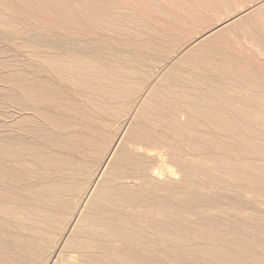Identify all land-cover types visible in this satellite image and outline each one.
Masks as SVG:
<instances>
[{
    "label": "bare ground",
    "instance_id": "obj_1",
    "mask_svg": "<svg viewBox=\"0 0 264 264\" xmlns=\"http://www.w3.org/2000/svg\"><path fill=\"white\" fill-rule=\"evenodd\" d=\"M215 2L192 0L190 6L195 7V3L200 12L216 15ZM173 3L0 0V89L8 88V95L18 99L14 114L20 125L15 138L7 126L0 143V250H15L37 264H193L198 254L208 253L200 249L199 242H203L194 232L185 230L188 222H184L185 212L181 209L188 210L191 205L180 209L175 202L183 189L193 194L191 190L200 187L202 181L211 184V180L219 183L225 178L239 179L241 166L243 189L236 187L237 181L233 186L243 191L233 189L254 201L262 196L256 189L262 185L261 177L253 174L264 172V59L250 62V71L243 70L241 57H249L254 49L245 50L250 55L239 56L240 61L235 62L234 53L232 58L227 54L231 55L237 45L239 50L236 38V43L231 39V44L221 42L227 39L225 33L240 37L241 23L231 19L214 28L201 16L199 19L209 26L204 25L201 38L195 39L190 28L201 27L199 14L200 25L189 27L187 24L196 20L197 13L195 16L191 7L185 5V9ZM164 6L167 11L175 8L174 15ZM167 16L184 22L177 23L176 18ZM249 17L252 22L257 20V16ZM260 31L264 30L258 34ZM247 36H241L242 40ZM198 57L202 58L203 63L198 61L201 66L192 64ZM227 66L237 74L226 72ZM199 71L205 76L196 77L202 74ZM229 72L236 77L229 76ZM243 81L252 94L247 92V99L240 96L237 100L239 95L231 99L233 95L226 94L233 93L231 82L241 85ZM229 83L233 90L225 93L220 85ZM79 118L87 120L81 124ZM183 118L187 119L185 123H181ZM52 134L65 137L66 143L49 140ZM100 138L106 139V146L100 144ZM184 140L198 148L181 147L179 143ZM55 149H63L70 156L78 153L97 158L95 169L85 176V187L66 185V177L47 176L45 170L72 164L70 157L65 159ZM249 184L255 188L250 189ZM66 193L77 197L71 213L73 233L62 232L57 238V231L66 223L63 221L68 211L60 207ZM206 241L209 247L211 239Z\"/></svg>",
    "mask_w": 264,
    "mask_h": 264
},
{
    "label": "rangeland",
    "instance_id": "obj_2",
    "mask_svg": "<svg viewBox=\"0 0 264 264\" xmlns=\"http://www.w3.org/2000/svg\"><path fill=\"white\" fill-rule=\"evenodd\" d=\"M166 2H167V0H165ZM169 1V0H168ZM181 1H183V0H181ZM186 0H184V2H179V0H175V1H173L172 0V3H173V5H175V6H181V7H183V6H185V5H187L188 7V9H190L189 7H191L192 8V6H190V4H191V1L189 2H185ZM216 0H214V2H215ZM218 1V0H217ZM215 2L216 3V6H217V8H218V12L219 13H217L216 15H213V14H211V12H209V11H204V12H200V11H202V9L200 10V9H198V8H200V7H198L195 3H192V4H194L195 5V7H193L192 9H190V10H192V13L196 16V13H197V16H196V20L195 19H193V21H190L188 24H187V26H191V24H192V26H194V24L195 25H200L201 24V27L200 26H198V28H197V26L196 27H194L193 28V30H192V28H190L191 29V31L188 29L186 32H189V34H190V32H191V34H192V36H195L196 38L195 39H199V38H201V33H200V31L202 30V29H204V25H206V27L205 28H207L209 25V23H212V24H210V26H212V25H214V28L216 27H220V26H222V25H224V24H227V22H229L231 19L234 21V23L236 24V23H241V25H242V28H241V26H240V24L238 25L240 28H239V30H241V32L240 33H242L241 35H240V37L238 36V37H236V36H232L231 34L232 33H225V34H223V36H227V39H228V41H227V39H226V37L225 38H223L222 40H221V42L222 43H228L229 41L231 42V40H232V42H233V39H235L236 41H237V43L235 42V40H234V42L233 43H236L235 45H237V44H239V50H238V45L235 47V48H233V51L231 50L230 52V54L231 55H228L226 52V54H227V57L228 56H230L231 58H232V54L234 53H240V48H243V50H242V52L241 53H243V51H244V54H242V55H240V54H238V56H234V54H233V60H235V62H236V60L239 62L240 61V59H239V56L241 57V56H245L246 54L248 55H250V53H247L249 50H251V49H254V50H252L251 52V55L248 57V56H246V58H242L241 57V61L240 62H242V59L244 60L243 61V70H245V71H247V70H249V69H252L251 68V66H250V62H253V61H255L254 63H256L258 60H260V59H264L263 57H264V54H263V56H262V54H261V52L263 53V47H264V45H263V43H264V41H262L261 40V38H260V33L262 32V31H260V33L258 34V31L259 30H264V0H219L218 2ZM224 1V2H223ZM164 2V1H163ZM176 2L177 3H179L178 5L176 4ZM165 3V2H164ZM189 3V4H188ZM220 3H222V5L220 4ZM180 4H182V5H180ZM219 4V5H218ZM165 5V4H164ZM193 5V6H194ZM243 5V6H242ZM197 6V7H196ZM243 7V8H242ZM166 7L164 6V9H165ZM183 8H185V7H183ZM187 8H185V9H187ZM170 9V10H169ZM168 10L169 11H167V8L165 9L167 12H171V13H169V14H173L174 13V9L175 8H173V10L171 11V8H169ZM195 9H198V10H195ZM194 11V12H193ZM197 11H199V13L197 12ZM225 11V12H224ZM167 12L165 13V14H167ZM220 12H223L224 14H220ZM257 12V13H256ZM227 13V14H226ZM230 13V14H229ZM253 13L255 14V15H253ZM198 14H199V17H198ZM208 14H209V17H208ZM241 14V15H240ZM252 15L253 16V18H254V16L256 17V18H254L255 20V22L257 23V25L259 26V29H258V27H257V25L255 26L253 23H255V22H252L253 20L251 19V17H249V15ZM258 14V15H257ZM260 14V15H259ZM174 15V14H173ZM210 15H212V16H210ZM247 15V16H246ZM201 16H202V19H205L204 20V22H206V20H207V23L208 24H206V23H204L203 22V20L202 19H199V18H201ZM207 16V17H206ZM219 16L221 17V18H219ZM233 17V18H231V17ZM242 16V17H241ZM245 16H246V19H245ZM166 17V16H165ZM168 18H166V19H171V18H173V19H171V20H174L175 18V20L174 21H176L177 23H182V22H184V21H181V22H179L181 19H177V17L176 16H173V17H170V16H167ZM197 17H198V19H199V21H200V24L198 23L199 21H198V19H197ZM206 17V18H205ZM214 17V18H213ZM215 17H218V18H215ZM235 17H236V19L238 18V22L236 21V19H235ZM249 17V18H248ZM260 17V19H258ZM239 18H242V19H239ZM247 18H248V20L250 19V23H252V25L250 26V23L248 22V24H246L247 22ZM211 19V20H210ZM202 20V21H201ZM217 20V21H216ZM240 20L242 21V22H240ZM252 20V21H251ZM197 22L198 24H196L195 22ZM215 22V24H214V22ZM236 21V22H235ZM202 22V23H201ZM217 22V23H216ZM220 22V23H219ZM243 22H244V24H246V25H244L243 24ZM261 22V23H260ZM203 25V26H202ZM248 25V26H247ZM189 26V27H190ZM191 26V27H192ZM247 26V27H246ZM252 26H254V27H252ZM249 27H251V28H249ZM202 28V29H201ZM254 28H257L256 29V32H255V29ZM151 29H153V28H151ZM150 29V30H151ZM198 30V29H200L199 31H198V33H197V31L196 30ZM258 30V31H257ZM194 31H196V32H194ZM243 31V32H242ZM245 32V33H244ZM193 33H194V35H193ZM200 33V34H199ZM247 33V37L245 38V37H243V40H242V37L241 36H244V34H246ZM189 34H187V35H185V36H188V37H191ZM196 34V35H195ZM262 34H264V31L261 33V36L263 37L264 35H262ZM199 36V37H198ZM223 36H221V37H223ZM229 36H231V37H229ZM182 37H184V34H183V36ZM187 37V38H188ZM233 37V38H232ZM186 38V39H187ZM248 38V39H247ZM184 39H185V37H184ZM221 39V38H220ZM231 39V40H230ZM240 39V40H239ZM244 41V42H243ZM229 42V43H230ZM246 43V44H245ZM213 44H216V42L215 43H213ZM231 44V43H230ZM218 45V43L216 44V46ZM234 45V44H233ZM242 45V46H241ZM244 45H246V47H248L247 49L245 48V46ZM260 45H261V49H260ZM214 47V45H211L210 47ZM241 46V47H240ZM259 47V48H258ZM234 49H236L237 51H234ZM249 49V50H248ZM263 49V50H262ZM245 50H248V51H245ZM257 50H260L261 52H259L258 53V51ZM253 51H254V53H253ZM256 51H257V53L262 57H260L257 53H256ZM246 52V53H245ZM250 52V51H249ZM256 53V54H255ZM235 54V55H236ZM255 54V55H254ZM257 55L259 56V57H257ZM251 56H252V58H253V60H252V58H251ZM234 57H237V58H234ZM256 57V58H255ZM198 58H200V57H198ZM251 60H250V59ZM245 59H246V61H245ZM254 59H257V60H254ZM195 60L197 61V62H195ZM202 60V58H200V59H194V61L192 60V64H194L195 65V63L197 64H199V62H202L201 61ZM249 60V61H248ZM199 61V62H198ZM246 62V64H244ZM249 62V63H248ZM203 63V62H202ZM197 64V66H201V63L198 65ZM248 64V67L246 68V65ZM196 66V67H197ZM226 69H228V70H225L226 72H228V71H233V73L236 75L237 73L230 67V66H227V67H225ZM247 69V70H246ZM250 71V70H249ZM202 71H199L198 73H201ZM233 73H231L230 74V72H229V76H231L232 78L233 77H236ZM204 74V72H202V74H196V77H202V76H205V75H203ZM202 75V76H201ZM233 75V76H232ZM190 76H192V74H190ZM2 77V76H1ZM192 77H195V74H193V76ZM232 83V85H234L235 86V88H234V90H233V88H231L232 86L230 85ZM231 83H229V85H230V87L229 88H231V89H229L227 86H229V85H227L226 86V84H223V85H220V88H221V90H223L222 89V87L224 88V89H226L225 90V93L226 92H229V90H231V92H232V90H233V93H231V94H229V93H226V94H228V95H233L232 96V98L231 99H233V100H235V97L237 96V95H239L238 97H236V99L237 100H240L241 99V97H244V98H242V99H247L248 97L247 96H249V94L251 95L252 93L251 92H248V90L246 89V82L244 83V81H243V83L244 84H241L240 85V82H237V83H235V82H231ZM238 84H239V86H238ZM243 85V86H242ZM242 87V88H241ZM239 89L240 90V92H241V89H244V92L242 91V93H240L239 92V90H237V89ZM8 88H6V87H4V88H1L0 89V143H2L3 141H4V137H5V135H6V133H5V128L8 126L11 130H12V132L10 133V135H13V137L15 138L16 136H18L19 135V132L17 133V131H16V129H19L20 128V125H19V118L17 117L18 115L17 114H14V111L18 108V105H19V101H17L18 99L16 98V97H13V95H8V92H9V89L7 90ZM227 89H228V91H227ZM246 91V92H245ZM234 92H236L235 93V95H234ZM249 94H248V93ZM245 93V94H244ZM246 94H248V95H246ZM243 95V96H242ZM241 96V97H240ZM247 97V98H246ZM236 100V101H237ZM235 106H238V104L237 105H235ZM264 106V105H263ZM262 109H263V111H264V107H262ZM15 118V119H14ZM18 119V120H17ZM11 120H13V121H11ZM79 120H81L80 121V123L81 124H83V123H85V120H87V119H83V118H79ZM184 120H187V119H185V118H183V120H181V123H185L186 121H184ZM6 121V122H5ZM10 121V122H9ZM84 121V122H83ZM184 121V122H183ZM9 122V123H8ZM83 122V123H82ZM87 122V121H86ZM5 123V124H4ZM17 125H16V124ZM7 127V128H8ZM13 128V129H12ZM14 131V132H13ZM54 132H58V131H54ZM16 133V134H15ZM3 136V137H2ZM57 136V137H56ZM108 136H109V134H108ZM61 137V138H60ZM49 140H52V141H56V142H60V144H64V143H66L65 141H67L66 140V138L65 137H62V136H59V134L58 135H56V134H52V135H50L49 137ZM62 139H63V142H62ZM108 139V138H107ZM99 141H100V144L102 143L104 146H106L107 145V141H106V139L105 138H100L99 139ZM105 141V142H104ZM187 142H189V141H187ZM186 142V140H184V142L183 141H180V143H179V145L180 144H182V146L181 147H183V148H186V149H188L190 146H191V142H189V143H187ZM187 143V144H186ZM196 147V146H198V145H194L193 143H192V146L191 147ZM196 148H198V147H196ZM196 150V149H195ZM55 151H58L59 153H61V155L65 158V159H67V158H69V160L68 161H70L72 164L70 165V164H68V163H66V164H64V165H62L60 168H58V169H55V168H51V169H49V170H45V172H47L46 174H48L47 176H49L51 179H53V177H54V179H57V178H59V176L60 177H66L68 180H64V182H66L65 184L66 185H71V186H73V187H76V188H81L84 184L86 185L87 183H85V176L87 177L90 173H92L91 171H93L94 169H95V166H96V164H97V158L96 157H93L91 154H87V156H84V157H82L81 156V154H73V156H70V155H67V153H66V151L65 150H63V149H55ZM66 153V154H65ZM64 154V155H63ZM73 161V162H72ZM67 164H68V166H67ZM77 164V165H76ZM242 166H243V164H242ZM74 169H73V168ZM75 167H77V168H75ZM62 169V170H61ZM239 169H240V171H241V174H240V176H239V179H236V177H233L234 179V181L232 180V178H225V180L223 181H220L221 182V184H220V182L218 183V181H214V180H211V184H208L207 183V181L205 182V180L206 179H203L204 180V182L205 183H203V181H202V185H200V187L201 188H203V189H201L200 187H198V188H195V189H193V190H191V193H193V194H190V192L189 191H187V192H185L184 190H186V189H183L182 190V192L181 193H183V195L182 194H180L177 198V200L175 201L176 203H177V205H179V207H180V209L181 208H185V206H187V204H189L188 206H190V208L187 210V212H186V210L184 209H181V211H182V213L183 212H185V213H183V219H184V222L186 223V222H188V223H186V228L187 229H185V230H187L189 233H193L194 232V234L193 235H195L196 237H198L203 243H201V242H199V247H200V249L203 251V250H205L207 253H208V255L207 256H203V255H201L200 256V254H198L199 256H197V258H199V259H196V263H193V264H198V263H200V262H202V263H200V264H203L204 262H207V264H212L213 263V261H214V263L215 264H219V263H222V260H223V262H225V263H227L228 264V262L230 263V264H233L234 262V264H240V262L239 261H241V260H243V261H241V262H244L243 264H247V262L245 263V261L244 260H246L247 259V257H248V261L250 262V264L252 263V264H261L262 262V264H264V221L262 220V219H264L263 217H264V198H262V197H264V188L263 189H261L264 185V182H263V178H264V172H261L262 174H253L254 176H256L257 178H260L261 179V181H260V183L262 184L261 186L259 185H257L256 186V189L258 188L259 190V193H262V196H261V194L259 195L260 196V198H259V196H258V198H256L257 199V201H254V200H252V199H250V198H247V197H243V194L242 193H239V192H242L243 190V168L240 166L239 167ZM59 170V171H58ZM79 170V171H78ZM63 171V172H62ZM71 172V173H70ZM79 173V174H78ZM88 174V175H87ZM64 175V176H63ZM66 175V176H65ZM70 176V177H69ZM81 177V178H80ZM263 177V178H262ZM84 178V179H83ZM241 178V179H240ZM225 181L227 182V183H225ZM231 181V182H230ZM236 181H237V183L239 184H237V186L235 185L236 184ZM239 181H241V184H240V182ZM222 182H224L225 184H222ZM233 182H235V183H233ZM207 183V184H206ZM228 184V186L227 187H229L230 186V189H229V191L228 190H226L227 188H226V185ZM85 185H84V187H85ZM215 185V186H214ZM220 185V186H219ZM223 185V186H222ZM233 185H235L236 187H238L239 186V188L241 187L242 189V191L239 189H237L235 186H233ZM216 188V189H214V187ZM222 186V187H221ZM249 186H251V188L250 189H254L255 187H254V185H253V187L254 188H252V185L251 184H249ZM206 187V188H205ZM218 187V188H217ZM224 187V188H223ZM236 188V189H233V188ZM226 188V189H225ZM198 189H200L201 190V192L200 191H197ZM213 189V190H212ZM224 189V191H222ZM234 191V190H236V191H232V190ZM219 190V191H218ZM226 190V191H225ZM230 190H231V192H230ZM261 190V191H260ZM208 192V193H206L205 194V192ZM203 192V193H202ZM227 192H229V193H227ZM194 193L197 195V194H199V195H197L198 197V199L196 198V196L194 195ZM210 193V194H209ZM227 193V195H225ZM72 193H66V195H64L65 196V201L63 202V203H61V205H60V207H64V208H62L61 210H66V211H68L67 213H66V216H65V219H64V221L63 222H66L65 224H63V226L61 227L62 229L61 230H59V231H57V238H59L60 236H62L61 234H62V232L65 234V233H68L69 232V230H71L72 229V223L73 222H71V221H73V217H71V213L73 212V208H74V206H75V204H76V202L75 201H77V197H76V195H74V194H72ZM186 194V195H185ZM207 194H209V195H207ZM229 194V195H228ZM182 195V196H181ZM190 195V196H189ZM221 195V196H220ZM240 195V196H239ZM180 196H181V198H180ZM183 196H184V198H186V200L183 198ZM187 196V197H186ZM194 196V197H193ZM200 196H201V198H200ZM236 196V197H235ZM222 197V198H221ZM245 199H243V198ZM76 198V199H75ZM193 198V199H192ZM212 198V199H211ZM187 199H192V201H191V203H190V201L188 200V203H187ZM203 199V200H202ZM219 199V200H218ZM259 199V200H258ZM181 202H180V201ZM194 200V201H193ZM248 200H250L252 203L250 204L249 202L250 201H248ZM178 201H179V204H178ZM199 201H201V202H199ZM203 201V202H202ZM228 201V202H227ZM262 201V202H261ZM67 202V203H66ZM75 202V203H74ZM183 202V203H182ZM206 202H207V205H206ZM224 202V203H223ZM227 202V203H226ZM257 202V203H256ZM197 203V204H196ZM66 204V205H65ZM71 204V205H70ZM195 204L197 205V207H198V209L196 210V206H195ZM208 204L210 205V207H208ZM244 204V205H243ZM255 204V205H254ZM258 204H260V205H258ZM181 205V206H180ZM202 208H200L199 206ZM204 205H205V207H204ZM218 205V206H217ZM187 206V207H188ZM212 206H214L213 208H211ZM242 206V207H241ZM246 206V207H245ZM69 209H68V208ZM196 207V208H195ZM216 207H218V208H216ZM261 207V208H260ZM225 208V209H224ZM234 208V209H233ZM207 211V213L204 211ZM226 210V211H224V210ZM257 209L261 212V214L259 213V211H257ZM260 209H263V210H260ZM197 212H196V211ZM203 210V211H202ZM235 210V211H234ZM240 210H241V212H240ZM248 210V211H247ZM255 210V211H254ZM65 211V212H66ZM200 211V212H199ZM208 211H209V214H208ZM213 211V212H212ZM219 211L221 212V213H219ZM238 211V212H237ZM216 212V213H215ZM217 212H218V214H217ZM229 212V213H228ZM198 213H201V215H198ZM223 213V215H220V214H222ZM226 213H227V215H226ZM240 213V214H239ZM68 214H70V215H68ZM197 214V215H196ZM207 214H208V216H207ZM217 214V215H216ZM186 215V216H185ZM187 215L189 216V217H187ZM193 215V216H192ZM226 215V216H225ZM69 216V218H67ZM202 216V217H201ZM243 216H245V218L243 217ZM247 216V217H246ZM192 217V218H191ZM199 217V218H198ZM203 217H206V219L204 218L203 219ZM224 217H226V219H224ZM249 217V218H248ZM194 218V220H192ZM198 218V219H197ZM201 218V219H200ZM208 218V219H207ZM210 218V219H209ZM72 219V220H71ZM217 219V220H216ZM219 219V220H218ZM247 219H249V220H247ZM251 219V220H250ZM200 220H203V221H201L200 222ZM208 220L210 221V222H208ZM224 220V221H223ZM245 220V221H244ZM256 220V221H255ZM259 220H260V222H262V223H260L259 222ZM205 221V222H204ZM221 221H223V222H221ZM204 222V223H203ZM211 222H215L214 223V225H213V223L211 224ZM206 223V224H205ZM228 223V224H227ZM69 224V225H68ZM209 224V225H208ZM218 224V225H217ZM251 225H253V227L251 226ZM67 226V227H66ZM227 226L231 229V231H228V232H225L226 230H230L229 228H227ZM244 226V227H243ZM246 226V227H245ZM251 226V227H250ZM258 226V227H257ZM71 227V228H70ZM219 227V228H218ZM220 227H222V228H220ZM224 227H225V229H224ZM249 227V228H248ZM255 227H256V229H255ZM259 227H261L260 229H259ZM68 228V229H67ZM201 228H202V230H203V232H204V234H203V232H202V230H201ZM227 228V229H226ZM246 228V229H245ZM251 228V229H250ZM252 228H253V230H252ZM12 229V231L13 232H16V229L13 227V228H11ZM15 229V230H14ZM210 229V230H209ZM205 230V231H204ZM192 231V232H191ZM210 231H213V232H215V233H213V232H210ZM23 232V234H25L26 232L25 231H21V233ZM208 232V233H207ZM225 232V233H224ZM70 234H72L73 233V231L71 230V232H69ZM68 233V235H70ZM198 233V234H197ZM200 233V234H199ZM201 233L203 234V235H201ZM211 233H213L212 235H211ZM209 234V235H208ZM219 234V235H218ZM205 235H207V236H209V237H207V236H205ZM202 236H204L205 238H203ZM212 236V237H211ZM217 236L218 237H220V238H217ZM214 237L216 238V240H218L219 241V239H224V240H222V242H221V240L219 241V242H217V241H214L215 239H214ZM203 239H205L204 241H203ZM206 239L207 240H209V239H211V241H213V242H211V241H209V247H208V241H206ZM214 239V240H213ZM232 239H234V241L232 240ZM199 240V241H200ZM226 241V242H225ZM230 241H232V243H230ZM235 241H237V242H239V244L237 245V242H235ZM254 241V242H253ZM235 244H234V243ZM253 242V246L252 245H250L251 243ZM255 242H257V243H255ZM207 243V244H206ZM217 243L219 244V245H217ZM223 245H222V244ZM202 244V245H201ZM206 244V245H205ZM212 244V245H211ZM248 244V245H247ZM255 244H257V245H255ZM217 245V246H216ZM241 245H242V247H241ZM244 245H245V248H244ZM223 246V247H222ZM246 246H249L248 248L246 247ZM228 247H230V248H228ZM253 247V248H252ZM223 249H224V251H223ZM231 249V250H230ZM211 250H213V251H211ZM227 250V253H225V251ZM243 250V251H242ZM239 252V253H241V254H239V253H237V252ZM241 251V252H240ZM249 251V252H248ZM250 251L253 253H250ZM217 252L219 253V254H217ZM223 252H224V254L225 255H223ZM214 253H216V254H214ZM229 253V254H228ZM236 253H237V255H236ZM261 253V254H260ZM221 254V255H220ZM227 254H228V256H227ZM234 254V255H233ZM243 254V255H242ZM255 255V256H252V255ZM256 254H259V255H256ZM219 255L222 257L221 258V260H219ZM236 255V256H235ZM260 255H262V256H260ZM233 256H234V258H233ZM245 256V258H243ZM251 256V257H250ZM202 257V258H201ZM205 257V258H204ZM207 257H208V259H207ZM216 257V258H215ZM218 257V258H217ZM225 259H224V258ZM229 259H228V258ZM232 257V258H231ZM237 257H238V259H237ZM240 257V258H239ZM242 257V258H241ZM250 257V258H249ZM253 257L255 258H257V259H260L259 260V263H258V261H257V259L255 258V260L253 259ZM261 257H262V259H263V261L261 260ZM201 258V259H200ZM211 259H212V261H211ZM236 259H237V261H236ZM240 259V260H239ZM250 259V260H249ZM252 259V260H251ZM0 264H37L36 262H33V261H30V260H28V259H26L25 258V256L23 257V255H21V254H18V253H16V251L15 250H12V249H2V250H0ZM199 262H198V261ZM200 260H202V261H200ZM205 260V261H204ZM208 260H209V262H208ZM246 260V261H247ZM230 261H232V262H230ZM234 261V262H233ZM64 262V264H68L67 262H65V261H63ZM212 262V263H211ZM213 263V264H214ZM224 263V264H225ZM223 264V263H222Z\"/></svg>",
    "mask_w": 264,
    "mask_h": 264
}]
</instances>
